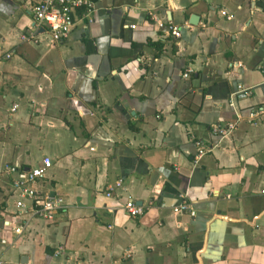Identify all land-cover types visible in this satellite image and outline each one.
<instances>
[{
  "label": "crops",
  "instance_id": "obj_1",
  "mask_svg": "<svg viewBox=\"0 0 264 264\" xmlns=\"http://www.w3.org/2000/svg\"><path fill=\"white\" fill-rule=\"evenodd\" d=\"M35 1L0 0L2 264H264V0H91L60 43ZM44 157L49 222L17 213L3 172Z\"/></svg>",
  "mask_w": 264,
  "mask_h": 264
},
{
  "label": "built area",
  "instance_id": "obj_2",
  "mask_svg": "<svg viewBox=\"0 0 264 264\" xmlns=\"http://www.w3.org/2000/svg\"><path fill=\"white\" fill-rule=\"evenodd\" d=\"M250 1L256 3L260 0ZM30 11L33 16L34 28L44 27L51 40L55 43H60L69 36L78 19H86L88 22H91L90 16L94 11V5L91 0H37L35 3L31 4ZM222 15L224 16L225 12H222ZM156 24L160 30L176 39L180 38V27L160 21H157ZM23 39L25 38L23 37ZM5 57L9 58L10 54H7ZM183 77L187 78L188 75L184 74ZM237 91L243 94H249L242 86H237ZM261 114L262 112L259 110L251 111L248 114V121L255 125ZM233 129L234 125H228L226 127L214 125L212 127V133L219 137H225L229 135ZM205 153V149L200 148L198 157L203 156ZM50 168L51 161L47 157L42 159L40 166L27 170L18 169L11 165L4 166L3 172L8 176H12L10 187L13 194L16 196L14 205L19 215H28L31 218L49 222L54 220L58 211L62 208L57 198L41 195L35 189L37 181L43 178ZM120 186V182L114 184V188ZM114 188L112 186L108 187L106 197L111 196V192ZM123 209L126 215L131 219H137L145 212V208L135 204L130 197L127 198ZM172 212H185L190 216L195 215L191 206L185 201L175 206ZM13 232L19 234L20 230L15 229ZM0 244L4 245L6 242L1 240ZM0 264H2L1 261Z\"/></svg>",
  "mask_w": 264,
  "mask_h": 264
},
{
  "label": "water",
  "instance_id": "obj_3",
  "mask_svg": "<svg viewBox=\"0 0 264 264\" xmlns=\"http://www.w3.org/2000/svg\"><path fill=\"white\" fill-rule=\"evenodd\" d=\"M193 20V19H192Z\"/></svg>",
  "mask_w": 264,
  "mask_h": 264
}]
</instances>
